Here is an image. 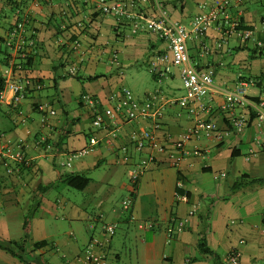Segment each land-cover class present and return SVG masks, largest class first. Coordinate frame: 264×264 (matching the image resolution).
<instances>
[{
	"label": "crops",
	"instance_id": "1",
	"mask_svg": "<svg viewBox=\"0 0 264 264\" xmlns=\"http://www.w3.org/2000/svg\"><path fill=\"white\" fill-rule=\"evenodd\" d=\"M206 1L168 0V10L173 20L190 28L194 17L206 12L207 7L202 6ZM229 2L230 13L241 18L245 26L252 27L262 38L260 19L264 5L261 1ZM96 5L95 0H51L49 5L35 8L32 0H0V76L6 83L10 78L29 77L43 86L42 90L23 98L16 107L9 104L11 95L5 88V98L0 100V147L12 146L18 138H23L27 143L25 155L29 159L27 165L11 176L0 163V264H39L43 261L45 264H79L78 256L94 240L98 243L94 251L103 253L107 264L115 231L108 236L102 227L111 224L116 228L124 224L126 229L143 230L135 251L136 264L157 261L227 264L232 249L241 253L239 264H264V185L253 184L232 191L233 182L221 179L226 177L229 165H232L235 178L240 175L255 178L257 172L264 175V136L257 133L253 124L242 133L221 141H216L212 134L201 133L198 139L185 145L188 154L176 163L177 153L171 143L195 126L193 116L184 107L168 104L155 119L127 123L119 118L106 130L94 127V108L83 104L79 98L82 94L91 96L100 111L116 104L114 96L124 86L119 84L123 77L118 76L113 64L115 54L122 67L146 59L147 72L156 84L179 80L176 71L158 79L148 70V63L164 51L162 42L148 33L130 35L127 23L117 24L112 17L101 14ZM25 15L26 36L33 37L37 49L31 66L14 67L11 77L5 76L9 65L17 60L3 41L17 18ZM218 37V32L209 29L203 42L212 44ZM76 38L85 53L82 63L78 61L79 52L72 50L70 45ZM231 39L236 41L232 47ZM188 47L193 62L214 68L215 83L221 91L243 88L248 96H258L257 82L264 77V56L256 58L252 49L234 37L227 40L222 50L204 57L199 56L194 40ZM244 52L250 53L252 63L263 65L262 68L249 65L248 78L233 70L234 63H239L240 67L247 63L246 57L239 55ZM71 66L77 67L75 75H67ZM97 75L100 78L85 80ZM73 80L78 82L75 87ZM241 82L246 86L242 87ZM250 88H256L257 94H250ZM179 89H182L181 82ZM149 94L157 99L150 101ZM134 97L150 102L155 109L177 95L170 85L152 91L143 89ZM223 101L222 95H215L211 112L203 117L213 120L221 130L228 127V115L219 109ZM42 105L53 111L45 127L40 124L41 112L37 109ZM16 110L21 111L23 123L16 116ZM111 129L115 130L113 135ZM146 130L166 146L164 151L156 152L147 143L141 151L135 150L130 134ZM41 136L51 143L52 154L35 144ZM124 146L130 154L128 162L121 160ZM84 149L87 152L76 158L70 168L60 166L68 153ZM195 149L199 150V155L193 154ZM150 155L154 159L133 185L130 165ZM240 157L243 162L237 165L234 160ZM70 176L87 178L88 183L82 190L72 188L66 183ZM178 182H182L181 189L177 187ZM68 189L81 194L74 195L71 202L62 195L65 191L69 193ZM129 197L132 204L127 210L122 209L123 212L119 209L120 203L122 208V201ZM193 205L197 210L188 217ZM59 215L67 223L64 228L58 222ZM178 220H186L184 228L167 242V232ZM21 227L29 230L27 237L20 234ZM23 238L26 244L20 260L4 248L6 242ZM202 240L211 254L202 253L199 248ZM38 242L47 245L33 249V244ZM112 254L114 261H118L119 254Z\"/></svg>",
	"mask_w": 264,
	"mask_h": 264
},
{
	"label": "built area",
	"instance_id": "2",
	"mask_svg": "<svg viewBox=\"0 0 264 264\" xmlns=\"http://www.w3.org/2000/svg\"><path fill=\"white\" fill-rule=\"evenodd\" d=\"M95 1L97 3L96 7L101 14L112 17L117 24L127 23L130 35L148 33L165 45L164 51L154 56L148 63V70L158 79L169 77L176 71L181 87L184 90V95L165 100L161 106L154 109L150 102L137 100L128 88L122 87L117 95L114 96L117 100L116 104L111 109L100 111L95 109L98 104L97 101L85 94L80 97V101L94 108L92 120L94 127L106 130L111 122L114 123L119 118H123V121L127 123L137 119H155L161 116L165 105L168 104L184 107L193 116L195 126L184 131L176 141L171 143L177 153V157L175 156L176 163L183 160L188 154L185 150V145L192 139H198L201 133H205V135L212 134L216 141H221L228 136L242 133L253 124L257 133L260 136H264V82H257L259 85L257 97L248 96L243 88L221 91L215 83L214 68L210 65L199 66L190 57L188 43L193 40L199 50L200 57L207 56L212 51L222 50L227 45V40L232 37L242 44L252 41L258 47L262 46V43L256 40L254 32L242 28L239 18L230 13L229 0H207L202 4L203 8L207 7L206 12L194 17L190 28H186L180 22L172 19L167 6L168 0ZM50 3L51 0H32V6L35 8H41ZM16 26V29L12 31L10 38L5 43L9 51L14 54V60H17V63H11L6 70L5 76L9 77H11L14 67L17 69L22 67L19 61H24L30 52L24 43L23 23H18ZM64 27L63 25L62 29ZM209 29H213L219 34V37L212 44L203 42ZM262 29L264 30V24H262ZM28 44H31V42ZM70 45L72 50L79 52L78 61L82 63L85 53L81 42L76 38ZM113 64L116 70H120L122 67L116 54L113 56ZM76 72V66H71L68 69V74L70 75H75ZM7 80L9 81L5 82V89L11 95L8 101L13 107H16L23 100L28 91H38L42 88V84L34 82L29 77L16 78L14 80L10 78ZM240 85L244 87L246 83L241 82ZM4 92L5 90L0 92V100H4ZM218 94L224 98L223 104H221L219 109L228 115V127L225 130L219 129L213 120L210 121L203 118L211 112L213 97ZM149 99L153 101L157 97L154 94H149ZM38 110L42 112L40 124L45 127L53 111L49 110L47 105L39 106ZM16 116L20 118L22 123L25 121L20 110H16ZM114 132L115 130L111 129L110 133L112 135ZM130 140L134 142L136 151H141L146 143L156 152H162L166 148L165 145L155 140L151 131L147 130L141 131V133H131ZM35 144L42 147L45 153L52 154L53 147L44 136L36 140ZM26 149L27 143L23 138H18L12 146L0 147V163L8 175L18 173L20 165L28 164L29 159L25 155ZM121 151L122 162H128L130 154H128L127 147H122ZM86 152L87 150L84 149L79 152L68 153L65 160L60 163V166L70 168L73 161L83 156ZM193 154L199 155V150L195 149ZM153 159L154 157L150 155L130 165L129 176L132 184L139 181ZM177 187L181 189L183 187L182 182H178ZM131 203L130 199H124L122 208L127 210ZM196 210V205H193L188 212V217L193 216ZM185 221L178 220L173 222L170 231L167 232V242L171 241L173 235L183 230ZM102 229L106 235L111 236L116 229V225H103ZM96 246H98V243L94 240L85 247L82 254L77 258L79 264H106L104 254L94 251ZM240 259L241 253L237 249H232L227 257V264H239Z\"/></svg>",
	"mask_w": 264,
	"mask_h": 264
},
{
	"label": "rangeland",
	"instance_id": "3",
	"mask_svg": "<svg viewBox=\"0 0 264 264\" xmlns=\"http://www.w3.org/2000/svg\"><path fill=\"white\" fill-rule=\"evenodd\" d=\"M261 4L264 5V0H260ZM260 4V5H261ZM261 5V6H262ZM259 7V6H258ZM255 8V7H253ZM236 44V41L234 39L230 40V46H234ZM246 44V47H248L249 49L254 48L253 43L252 42H248V43H244ZM243 44V45H244ZM189 45V43H188ZM232 55L235 56V53H233ZM240 57L244 58L246 57V61L247 63H245L243 65V67H240L239 63L235 64L234 63V73H239L240 75L248 78L249 73L247 71V69L249 70V65H251L252 67H257V65H259L260 68L263 67L262 63H252L251 62V57H250V53H242L239 54ZM254 56H256V58L260 57L258 56V53H256ZM262 56H264V52L262 54ZM259 59V58H258ZM147 60H140L137 63H127L124 65V67H121L120 70H117V74L118 76H122V80L119 83L121 86H124L126 88H128L131 93L134 96L139 95V93L143 90V89H147L149 91L154 90L155 88L157 89L158 87L161 88H168V86L170 87V85L174 88V92L175 95H177V97L183 96L184 95V90L183 89H179L180 86V81L175 79L173 81L170 82V80H164V82H162L161 84H156L154 82V80L152 79V77L150 76V74H148L147 72ZM104 63H106V58H104ZM77 81L73 80L72 84L73 87H75L77 85ZM168 85V86H167ZM250 94H257V89L256 88H250ZM72 107H76L74 104H72ZM69 107V108H72ZM235 159V158H234ZM241 162H243V158L240 157L238 159L234 160V163H236L237 165L240 164ZM73 164V163H72ZM239 167V166H237ZM68 169V168H66ZM234 169V166H233ZM256 177L255 178H264V175L262 173H255ZM235 173L233 174V170H232V165H229L227 167L226 170V177L225 178H221L223 181L225 182H234L236 180L235 178ZM94 178V176H91ZM67 193L66 191L62 194L65 198L69 199L72 202L73 196L74 195H80L81 192L72 190V189H68ZM50 194L52 195L53 193L50 192ZM53 196V195H52ZM87 210L90 211L89 207H86ZM119 209L121 211H123L121 208V203H120V207ZM125 212V211H123ZM62 218V219H61ZM59 224L64 228L66 227L67 223L65 222V220L63 219L62 215H59V217L57 218ZM61 220V221H60ZM23 227H21V229L19 230L20 234H22V236H28L29 234V230H23ZM126 229V226L124 224H119L117 225V228L115 230V234H114V238H113V246L111 247V253L108 257V263L107 264H136L134 261V257H135V251L136 248H138L139 246V240L141 238V232L143 230L138 231L137 229L133 228L132 230ZM112 253H116L119 254V260L118 261H114L113 258V254ZM39 264H45V262H39ZM140 264V263H139ZM154 264H168L166 262H155ZM213 264V263H212Z\"/></svg>",
	"mask_w": 264,
	"mask_h": 264
},
{
	"label": "trees",
	"instance_id": "4",
	"mask_svg": "<svg viewBox=\"0 0 264 264\" xmlns=\"http://www.w3.org/2000/svg\"><path fill=\"white\" fill-rule=\"evenodd\" d=\"M167 6H168V1H167ZM18 13H20V12H18ZM239 20L242 23L241 27L243 26L242 28H246V29L252 30L254 32L256 40H258V41H260L262 43V46L258 47L256 45V43L254 42L253 43L254 48H253V52H252L253 56L256 53H258V56H261L263 54V52H264V36L262 38H260L257 35V32L252 27L244 26V24L242 22V19L239 18ZM26 22H27V15L23 16V18L18 17L16 22L9 29L6 39L3 41V45L5 46L6 40L8 38H10V34L17 27L16 25L18 23H23L24 43H25V46L30 50V52L27 54V57H26V59L24 61L23 60L19 61V64L22 67L31 66V61H32V58H33V55H34V51L37 49L36 41L33 39V37L32 36L31 37H27L26 36V30H25ZM260 22H261L260 23L261 24L260 25L261 26V30L260 31L264 35V30L262 29V24H264V14L261 17ZM29 42H31V44H28ZM247 42H250V41H247ZM247 42H245V43H247ZM5 48L8 49L6 46H5ZM237 50H240V49H237ZM4 56L6 58V55H4ZM67 75H70V74H67ZM98 78H100V76L97 75V76H93V77H86L85 80L93 81V80H96ZM33 80H34V82H39L40 83V81H37L35 79H33ZM259 82H264V77L261 78V80ZM257 85H258V83H257ZM4 88H5V80H4L3 77L0 76V92L3 91ZM42 89H43V86H42V88L40 90H42ZM40 90H38V91H40ZM33 92H34L33 90L32 91H28V93L25 94L24 98L29 96V95H31V93H33ZM83 95H85V94H82L81 96H83ZM79 100H80V98H79ZM38 108L39 107H37V109ZM96 109H98V108L96 107ZM41 115H42V112H41ZM232 156L235 157V155L233 153H232ZM24 166L25 165H20L19 168L21 169ZM12 175H14V174H12ZM66 183H67L68 186H70L72 188L82 190L86 186V184L88 183V179L87 178H83L81 176H70V177L67 178ZM137 183H135L133 185H136ZM253 184L264 185V178H251V177H249L247 175H240L232 183L231 190L232 191L238 190V189L245 188V187L253 185ZM125 199H130L132 201V198H130V197L129 198H125ZM25 244H26V239L25 238H23L21 241H8V242H6L7 247H5L4 249L7 250L12 256H15L16 258H19L20 260H22L23 259V253H24ZM46 245H47L46 242H38V243H34L32 247H33V249H38V248L44 247ZM199 248L202 250V253L211 254L210 250L205 247L204 240H202V243H200Z\"/></svg>",
	"mask_w": 264,
	"mask_h": 264
}]
</instances>
